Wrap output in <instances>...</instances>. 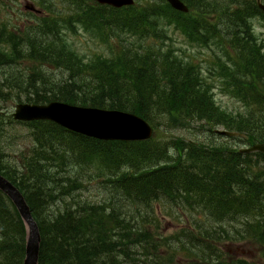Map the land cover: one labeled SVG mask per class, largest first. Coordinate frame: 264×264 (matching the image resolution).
Returning <instances> with one entry per match:
<instances>
[{"label":"trees","instance_id":"trees-1","mask_svg":"<svg viewBox=\"0 0 264 264\" xmlns=\"http://www.w3.org/2000/svg\"><path fill=\"white\" fill-rule=\"evenodd\" d=\"M181 1L186 14L158 0L121 9L90 4L76 15L44 16L16 31L0 21V175L24 197L39 230L37 264H85L82 250L120 229L126 231L122 242L131 238L130 245L143 246L142 264H159L156 251L169 245L183 257L180 264H247L242 257L223 259L229 253L221 244L239 241L257 243L264 264V154L213 141L227 138L215 133L221 127L247 146L264 144V41L254 37L249 21H264V14L256 0ZM76 25L105 52L88 58L74 52L66 33L75 35ZM175 34L211 55L214 69L206 73L241 104L239 112L215 104L216 87L173 45ZM50 101L129 112L149 123L154 135L99 141L49 121L19 123L7 111L15 103ZM176 130L191 138L158 136ZM162 177L193 193L174 200L152 193ZM87 185L95 191L107 186L113 199L80 202L73 193ZM68 194L76 198L72 206L58 208L55 202ZM119 195L147 207L165 201L203 218L188 222L180 238H166L148 228H157L153 216L148 227L138 223L143 219L129 221ZM25 237L16 207L0 191V264H22Z\"/></svg>","mask_w":264,"mask_h":264},{"label":"rangeland","instance_id":"rangeland-1","mask_svg":"<svg viewBox=\"0 0 264 264\" xmlns=\"http://www.w3.org/2000/svg\"><path fill=\"white\" fill-rule=\"evenodd\" d=\"M135 1L136 5L138 6L157 2V0ZM29 3L34 4V8L42 12L43 15H41V17L49 16L51 18L54 15H59L62 17L64 15L68 16L72 13H75L76 15L82 12L87 5L91 4L90 0H45V3H41V1L37 0H0V21L5 23L6 25L8 24L11 29L16 31L18 28H23L25 26V23H30L32 20L36 21L35 18H41L40 16L25 10L24 6ZM249 21L251 22V26H253L254 37H256L258 42L261 43L262 40L264 41V21L260 17H253ZM74 29L75 35L66 33V36L68 37L69 43L70 45H72L74 52L87 58L92 55L100 54V52H105V45L100 43V41H97V39H93L94 37L90 33H85L77 25L76 27H74ZM172 41L173 45L177 49L181 48L183 51H185L186 56H188L192 60V62L198 63L204 73H206V69H214V65L211 62V55L207 51H205V49L200 50L196 45H189L178 34L172 35ZM168 44L169 42L166 43L165 46H167ZM206 75L213 82L214 88L216 87V89L212 91L215 104L219 105V107L226 110L227 112H239V110L242 109L241 104L236 102V100L231 98L229 95H224L220 91L218 78L216 76H211L209 73H206ZM13 107L14 105H11L7 109V111L11 113ZM217 129L222 130L221 127H217ZM160 133L161 134H158L159 138L161 140L167 141L174 138H184L185 140H189L191 138L188 132H182L180 130L171 132L160 131ZM207 136L210 137L209 134H207ZM213 141H215L217 144L220 142L235 144L239 149H241L242 147H248L244 144V142L230 139V137L225 139L214 138ZM94 186L96 187V185ZM86 188L87 189L84 190V192L89 196V199L92 197L93 201L91 202H97L99 200L98 198L100 197H103L104 199L108 198L107 196H104L102 194L100 195L99 192L92 190L89 185H87ZM97 188H99L100 191L103 187L99 186ZM101 192L103 194L109 193L106 189L101 190ZM96 194L97 196H95ZM117 203L120 210L124 214H126L129 221L132 219H143L138 223H143L148 227L147 219L153 216L154 221L158 224L157 228H148L151 229V231H159V235H162L166 238L175 237L176 235H178L182 229L186 228L187 225H189L188 222H190L192 219L203 218L199 215L196 216V214H194L193 212L191 213V211L184 209L181 210V208L173 207L171 204L165 201L152 202V204L147 207L146 205H137L130 201L128 202L120 196V201ZM152 209L153 213H151ZM178 237L180 238V235H178ZM228 244H221V248L224 245L225 250L228 251L229 255H232L229 256L224 254L223 259H225V261L230 262L234 260V257H242L244 259L243 261L247 264H262V260L260 258L261 255L259 254L257 243H242L239 241L233 244ZM156 256L162 258L161 261L159 260V264H180V261L183 258L179 254L176 255L175 247L170 245L168 246V248L166 247L163 250H157ZM146 260L152 262L151 259Z\"/></svg>","mask_w":264,"mask_h":264},{"label":"water","instance_id":"water-1","mask_svg":"<svg viewBox=\"0 0 264 264\" xmlns=\"http://www.w3.org/2000/svg\"><path fill=\"white\" fill-rule=\"evenodd\" d=\"M100 4L120 8L125 5H132V0H94ZM175 10L186 12L187 8L179 0H166ZM259 9L264 14V4L257 0ZM1 113V110H0ZM12 118L17 122H34L35 120L50 121L67 131L78 135L106 141H145L152 133L150 125L140 117L128 112L117 110L97 109L93 107H77L52 101L45 105L40 104H15ZM223 136H234L233 133L218 131ZM240 153L260 152L264 153V144H255L250 148H244ZM0 191L11 200L17 208L20 219H22L25 230V257L22 264H37L39 255L40 235L36 223L31 216L30 210L24 202L23 196L17 188L11 185L0 175Z\"/></svg>","mask_w":264,"mask_h":264},{"label":"bare ground","instance_id":"bare-ground-1","mask_svg":"<svg viewBox=\"0 0 264 264\" xmlns=\"http://www.w3.org/2000/svg\"><path fill=\"white\" fill-rule=\"evenodd\" d=\"M187 177V176H186ZM171 178H166V177H162V179L158 182L155 183L153 185H151V192L152 193H161V194H167V195H171L172 199L174 200V197H178L180 195L183 194H191L193 193V187L190 188H185V190H178L177 188H175V186H171ZM91 185H96L95 183H92ZM87 188L84 187L81 189V191H78L76 193H73L77 198H79L80 202H89L91 203V201H93L92 197L89 199V196L85 194L84 190H86ZM106 189L107 192L106 194H103L101 192V190ZM100 191L96 189L97 192L100 193V195H104L108 197V200L110 201V199H113L112 194L109 191V188L107 186L103 187ZM178 190V191H177ZM73 194H68L65 195L63 197V199H60L59 201H56L55 204L58 208L63 207L64 205L67 206H72L71 204L74 202V200H76V198L73 196ZM97 196V194L95 195ZM94 196V198H95ZM142 193L140 194H136L134 196V201H140V199L142 198ZM103 197L98 198L99 200H101ZM24 199V197H23ZM104 199V198H103ZM98 200V201H99ZM25 202V200H24ZM95 202V201H94ZM26 204V202H25ZM27 205V204H26ZM85 205V204H83ZM80 205V206H83ZM28 207V206H27ZM29 208V207H28ZM17 209V208H16ZM18 211V210H17ZM125 230H119L117 231L114 237H110L107 238L105 240H100V241H95L94 242V247L91 249L85 248L82 250V252L79 254L81 260L83 262H85V264H91L92 263V258L93 255H95L97 252H103L102 255L100 257H98L96 259V261L98 262V264L102 263V264H142L145 261V250L143 248V246H140L138 244V242H136L135 244H131L130 245V239L129 240H125L124 242H122V240H124L126 237V231ZM102 239V238H100ZM129 243L127 248H123V244ZM134 243V242H133ZM171 245H174V242H171ZM77 251V248H74ZM78 252V251H77ZM79 258V259H80Z\"/></svg>","mask_w":264,"mask_h":264}]
</instances>
